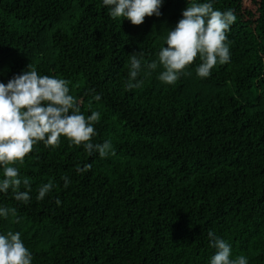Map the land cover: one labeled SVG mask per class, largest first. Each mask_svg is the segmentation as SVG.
Listing matches in <instances>:
<instances>
[{
	"label": "trees",
	"instance_id": "trees-1",
	"mask_svg": "<svg viewBox=\"0 0 264 264\" xmlns=\"http://www.w3.org/2000/svg\"><path fill=\"white\" fill-rule=\"evenodd\" d=\"M202 2L162 0L160 16L135 26L102 0H0V82L27 67L69 81L80 111L101 114L92 142L114 148L90 156L61 137L15 165L31 200L0 193V207L15 209L0 234L20 232L32 264H210L209 232L233 258L264 264V0H213L236 21L230 61L209 77L197 75L199 57L173 85L159 80V64L147 74L183 10ZM141 52L143 83L127 90Z\"/></svg>",
	"mask_w": 264,
	"mask_h": 264
},
{
	"label": "clouds",
	"instance_id": "clouds-1",
	"mask_svg": "<svg viewBox=\"0 0 264 264\" xmlns=\"http://www.w3.org/2000/svg\"><path fill=\"white\" fill-rule=\"evenodd\" d=\"M103 5L110 9L113 19H127L132 25L138 26L145 17L160 16L162 0H102ZM236 21L233 10L220 11L213 8V0L192 3L182 12L174 29L168 31L167 47L158 53V62L146 65L150 74L162 66L159 80L165 84H175L197 57L200 64L196 73L201 78L211 75L217 63L223 65L230 61V49L226 43L230 26ZM133 54L130 58L129 79L126 89L131 90L142 85L138 80L143 53ZM99 101L100 95L92 96ZM91 109V104H89ZM99 111H91L85 116L79 108V102L70 94L69 81L63 78L40 75L35 69L22 72L8 82H0V193L12 191L16 201L27 204L31 200V184L28 178H22L15 166L23 164L26 156L34 147L43 142L45 146L56 148L64 137L72 145H83L91 156L98 153L101 158L114 152L111 141L102 144L93 143L97 135L95 124L99 122ZM91 169V164L78 167V172ZM64 186L70 180L63 177ZM23 187L24 190H21ZM54 187L52 182L43 184L38 189L36 199L43 200ZM59 205L61 202L56 200ZM15 209L0 207V217L7 218ZM210 246L215 249L210 264H248L244 255L232 257L231 245L224 239L208 233ZM33 256L21 240L20 232L8 231L0 234V264H32Z\"/></svg>",
	"mask_w": 264,
	"mask_h": 264
}]
</instances>
